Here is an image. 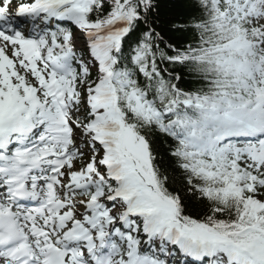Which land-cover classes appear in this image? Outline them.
Listing matches in <instances>:
<instances>
[{"label": "snow or ice", "instance_id": "snow-or-ice-1", "mask_svg": "<svg viewBox=\"0 0 264 264\" xmlns=\"http://www.w3.org/2000/svg\"><path fill=\"white\" fill-rule=\"evenodd\" d=\"M0 264H264V0H0Z\"/></svg>", "mask_w": 264, "mask_h": 264}]
</instances>
